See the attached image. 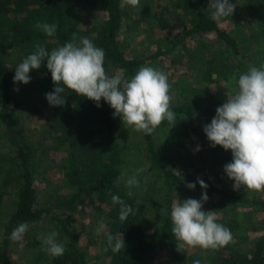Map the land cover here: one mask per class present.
Returning <instances> with one entry per match:
<instances>
[{
	"label": "trees",
	"instance_id": "1",
	"mask_svg": "<svg viewBox=\"0 0 264 264\" xmlns=\"http://www.w3.org/2000/svg\"><path fill=\"white\" fill-rule=\"evenodd\" d=\"M176 2L184 10H192V12L198 10L193 17L191 16L190 27L177 37L176 42H181L193 34L212 33L222 40L233 54L248 53L258 67L264 64V0H243L244 14L254 19L256 25L248 24L249 26L245 27L240 20L233 19L235 36L208 15V4L205 0H176ZM121 3L122 0H0V112L4 113L9 123L10 135H7V140L9 147L11 145L10 150L14 151H12V164L16 165L17 169L16 178L11 180L19 185L14 209L0 229L2 264H15L9 254L12 243L9 237L12 230L21 223H29L46 216L57 224L65 236L70 252L80 264L85 263L84 253L77 245L76 234L67 221L53 215L48 208L34 206L36 188L31 170L33 146L26 136L24 125L17 117V109L22 104V101L18 100L22 85L13 83L15 73L10 71L6 62V50L10 46L18 47L24 59L35 51L37 44L44 46L50 52L69 42L72 34L76 33L77 37H87L95 46L103 49L104 67L114 69L108 73L110 76L116 74L120 68H125L127 69L125 77L131 78L141 64L165 51H156L142 58L126 56L118 40L123 17ZM93 6L100 9L97 24H94L92 18L88 16L91 15L89 10ZM37 22L55 24L57 26L55 35L46 36L40 29L35 28ZM233 69L231 63H225L218 72L226 75ZM31 71L38 79L35 97L38 99L39 108L47 115V123L41 136L43 139L52 136L57 147L65 151L61 168L70 192L67 195L61 194V204L74 207L83 204L87 199L89 202H98L106 206V212L103 213L106 232L98 244V259H107V264H158L157 244L145 232L138 213L133 209L135 214H130L122 222L119 219L120 206L112 201V195H117L133 207L130 197L122 186L116 183L120 178V168L117 166L120 152L119 144L116 142L114 110L103 99L97 107L95 102L80 97L68 89L61 94L65 98L64 105L51 106L45 94L53 92L55 85L51 80V73L46 68V60L42 61L39 69ZM240 73L237 72V76ZM210 77L211 75L206 73L203 78L211 81ZM17 88L19 90L14 91ZM224 102L226 101L219 100L214 95H207L188 104L171 107L175 114L185 115L191 119L181 124V142L190 144L197 138V128L192 123L197 116L195 112L203 110V116L209 124L215 116L216 108ZM144 138L151 164L161 172L170 189L186 187L188 183H194L195 188L201 189L196 183L198 179L183 177L167 169L156 150L152 134H144ZM204 151L210 162L213 161L223 168L232 157L230 150L226 151L218 145L211 147L209 144ZM201 190L209 194H219L221 199L228 200L232 205L248 203L264 206V200L234 195L218 187L208 185L206 190ZM1 196L0 192V207ZM170 200L167 199V214L161 228L162 237L176 264H189L185 251L180 252L176 249L177 241L171 232ZM231 228H237L234 232L244 236L249 230V224L231 221ZM109 234L123 236L125 248L116 253L110 248L105 251ZM38 250L43 251L42 248ZM53 262L60 264L61 259L54 257ZM206 264H264V234L253 240L251 248H244L240 244H228L213 250Z\"/></svg>",
	"mask_w": 264,
	"mask_h": 264
},
{
	"label": "rangeland",
	"instance_id": "2",
	"mask_svg": "<svg viewBox=\"0 0 264 264\" xmlns=\"http://www.w3.org/2000/svg\"><path fill=\"white\" fill-rule=\"evenodd\" d=\"M205 1L208 4L209 0ZM229 2L236 4L234 12L231 16L217 22L219 26L235 36L233 19L240 20L245 27L249 26L248 24L256 25L254 19L244 14L243 0ZM121 6L123 17L118 40L126 56L142 58L156 51H165L156 58L147 60L139 68L151 66L168 75V82L171 85L170 94L173 98L171 107L188 104L207 95H214L217 99L226 101V97L236 88L235 82L230 81L229 77L233 74L237 76V72L247 71L249 66L258 67L248 53L233 54L224 42L212 33H197L181 42H176L177 37L190 27L192 17L198 11L184 10L178 6L176 0H140V6L135 8L122 0ZM99 11L97 6L89 10L91 15L88 16L92 18L94 24H97L99 19ZM207 13L211 17L210 9H207ZM172 45L174 46L171 47ZM5 56L10 71L15 73L16 66L23 60L21 50L10 46ZM225 63H231L234 69L226 75L219 74L218 71ZM105 70L107 73L114 71L111 67H106ZM206 73L211 75V81L203 78ZM29 75L30 82L21 84L18 100H21L22 104L17 109V117L24 125L26 136L33 146L31 170L36 188L34 206L48 208L53 215L67 221L76 234L79 250L84 253V264H107V259L97 258L98 244L106 232L105 228L96 234L98 222L105 221L104 214L107 208L103 204L89 202L87 199L83 204L74 207L61 204V194L67 195L70 192L61 168L65 151L57 147L52 136L44 139L41 136L47 123V115L39 108L38 99L35 97L38 79L34 77L32 71ZM203 114V110L195 112L197 116L192 123L197 128V138L190 144L182 143L180 140L181 124L191 121L190 117L185 115L175 114L177 123L174 126L171 127L167 121H164L152 133L156 150L167 169L183 177L201 179L209 186L218 187L234 195L264 200V191L253 192L243 187L234 190V181L227 177L224 168L214 164L213 161L210 162L207 158L204 149L210 143L203 132V126L208 124V120H205ZM8 124L6 116L0 112V192L2 193L0 229L13 211L19 191V185L11 180L16 178L17 169L16 165L12 164L14 151L10 150L11 145L9 147L7 140V135H10ZM115 124L116 142L119 144L120 152L117 161V166L120 168L119 177L125 173L126 179L134 173L135 169L146 168L138 176L140 187H133L131 189L133 195L129 197L145 232L157 244V263L176 264L161 233L167 214V199H171V205L177 199L181 202L188 198L199 200L202 192L205 191L183 186L170 189L161 172L150 162L143 132L127 127L121 122L119 116L115 117ZM197 146L200 148L199 151H195ZM231 160L232 157L230 162ZM119 184L127 194L129 189L125 186L123 179ZM206 194L208 200L203 204L202 210L213 211L217 222L230 229L233 236L230 244H240L244 248H251L253 240L264 234V206L248 203L232 205L228 200L221 199L219 194L207 192ZM231 221H237L239 224L248 223L249 230L241 236L234 232L237 228H231ZM27 224V232L19 241H12L9 247L10 257L15 264H54V257L47 254L46 246L37 239L38 235L51 231L59 233L57 239L65 247L64 255L57 257L61 259L60 264H80L68 249L65 236L48 216ZM39 248L43 251L40 252ZM184 251L189 264H193L195 260H199L200 264H206L213 253V250H202L198 247H186ZM0 264H2L1 260Z\"/></svg>",
	"mask_w": 264,
	"mask_h": 264
},
{
	"label": "clouds",
	"instance_id": "3",
	"mask_svg": "<svg viewBox=\"0 0 264 264\" xmlns=\"http://www.w3.org/2000/svg\"><path fill=\"white\" fill-rule=\"evenodd\" d=\"M124 2L134 8L140 6V0ZM235 7L236 4L229 0H209L207 9L211 10V18L220 22L222 18L231 16ZM35 28L52 37L57 26L37 22ZM104 56L103 49L95 46L90 39L77 37L73 33L69 42L50 52L37 44L35 51L16 66L13 83L28 84L30 71L39 69L42 61L46 60V68L55 85L53 92L45 94L51 106H63L65 98L61 94L68 89L95 102L97 107L103 99L114 110V117L119 116L124 125L145 135H151L164 121L171 127L177 123L175 113L171 110V85L165 72L151 66H141L131 78L125 77V68H120L110 76L104 67ZM229 80L235 82L236 88L226 97V102L216 108L215 116L203 126V132L211 147L218 145L231 151L232 160L224 165L223 170L234 181L233 189L243 187L248 191L261 192L264 191V64L249 66L247 71L239 74L238 79L233 74ZM199 150L197 146L195 151ZM145 170V167L137 168L126 179V174L122 173L116 183L119 184L123 179L129 189L127 195L132 196L131 189L140 187L138 176ZM196 183L201 189L206 190L208 187L201 179ZM186 187L194 189L195 184L188 183ZM207 200L206 192H202L199 200L188 198L181 202L177 199L173 203L170 212L171 232L177 241V251L182 252L186 247L218 250L233 241L230 229L217 222L215 213L202 210ZM112 201L120 206V221L135 214L133 207L119 196L112 195ZM104 228L105 222L100 220L96 234ZM27 230L28 224L21 223L12 230L9 239L19 241ZM58 235L57 231H51L37 236L51 257H60L65 253L64 244L57 239ZM109 248L114 253L124 249L123 236L109 234L105 251ZM193 264H200V261L195 260Z\"/></svg>",
	"mask_w": 264,
	"mask_h": 264
}]
</instances>
